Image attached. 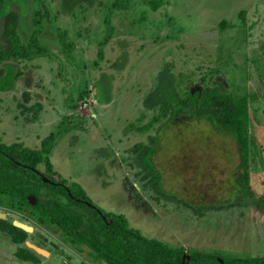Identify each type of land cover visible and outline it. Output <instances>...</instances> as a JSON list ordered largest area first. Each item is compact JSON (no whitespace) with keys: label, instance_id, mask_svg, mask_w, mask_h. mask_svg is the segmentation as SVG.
I'll return each mask as SVG.
<instances>
[{"label":"rangeland","instance_id":"1","mask_svg":"<svg viewBox=\"0 0 264 264\" xmlns=\"http://www.w3.org/2000/svg\"><path fill=\"white\" fill-rule=\"evenodd\" d=\"M38 1L6 0L0 10V49L13 12L27 48L0 68L1 143L47 149L66 185L185 256L264 257V0H45L54 22L40 25ZM220 85L248 99V171L236 136L196 115L202 91ZM165 103L169 116L154 123ZM35 204L0 195L6 221L32 228L26 247L52 253L47 264H64L62 253L69 264H107L39 223ZM18 247L0 233V264Z\"/></svg>","mask_w":264,"mask_h":264},{"label":"trees","instance_id":"2","mask_svg":"<svg viewBox=\"0 0 264 264\" xmlns=\"http://www.w3.org/2000/svg\"><path fill=\"white\" fill-rule=\"evenodd\" d=\"M6 0H0V10ZM37 24L45 21L54 22L52 13L45 0L37 2ZM3 42L0 49V68L5 62H18L25 57L27 48L19 41L18 16L11 13L6 18ZM21 73H19L20 75ZM18 77V75H17ZM189 91V90H188ZM29 94H26L28 100ZM192 100L191 92L179 96V103L188 106ZM34 108L40 110L41 105ZM171 112L168 103L160 109L161 116L153 122H160ZM196 115L211 116L219 126L232 132L240 145L241 167H249V104L246 97H236L220 87L205 88L197 101ZM152 124L147 129H151ZM45 139L43 147L46 145ZM143 145L138 144L133 152L138 154ZM47 149H31L21 143L7 145L0 142V195L17 203H28L36 199L33 206L39 223H50L60 229L73 242L86 246L93 256L107 264H264V257L255 258H220L216 254L192 252L185 260L182 248H173L157 240L142 236L129 227L120 215L105 213L89 201L83 190L69 187L53 169L50 160L44 156ZM43 163L46 171L40 168ZM47 178L50 183H46ZM237 183L247 188L248 178L243 175ZM65 197L76 208L90 213L92 221L86 223V216L65 204ZM92 205V206H91ZM10 235L19 244L27 239V232L6 220H0V233ZM25 251L20 249L19 253Z\"/></svg>","mask_w":264,"mask_h":264},{"label":"flooded vegetation","instance_id":"3","mask_svg":"<svg viewBox=\"0 0 264 264\" xmlns=\"http://www.w3.org/2000/svg\"><path fill=\"white\" fill-rule=\"evenodd\" d=\"M11 241L13 242L14 245H18V251L14 252L12 258H11V264L12 263H15V264H41L40 260L42 258H39L38 254L35 253L34 251L30 250L28 247H26V244L28 242L27 239H25V241L23 243H15L12 238H11ZM24 249L25 251L19 253V250L20 249ZM63 255V260H64V264H66V261L67 263H72L74 261V259H71L72 257L70 258H67L68 256L64 255V253H62ZM41 256V255H40ZM54 256V255H53ZM53 256H52V253L49 254V256L47 257L44 256V264H47L49 261H51L53 259ZM59 256H61L59 254ZM43 257V256H42ZM69 259V260H68ZM77 260V258H76ZM188 260V259H187Z\"/></svg>","mask_w":264,"mask_h":264},{"label":"water","instance_id":"4","mask_svg":"<svg viewBox=\"0 0 264 264\" xmlns=\"http://www.w3.org/2000/svg\"><path fill=\"white\" fill-rule=\"evenodd\" d=\"M44 181H45L46 183H50V181H49L47 178H44ZM91 206H92V205H91ZM0 220H7V215H6L5 213L0 212ZM14 226H16V227H18V228H20V229H22V230H24V231H32V228H31V227H28V226H26V225H24V224H21V223H19V222H15V223H14ZM32 249H33V251H34L35 253H37L38 255H41V256H46V255H47L46 252H44V251H42V250H40V249H36L35 247H33ZM189 258H190L189 255L185 256V260H186V259H189Z\"/></svg>","mask_w":264,"mask_h":264},{"label":"crops","instance_id":"5","mask_svg":"<svg viewBox=\"0 0 264 264\" xmlns=\"http://www.w3.org/2000/svg\"><path fill=\"white\" fill-rule=\"evenodd\" d=\"M44 141H45V139L43 140V142H42V146H43V144H44ZM1 142V141H0ZM3 143V142H2ZM21 144H23V143H21ZM25 146V145H24ZM42 149V148H41ZM53 149V148H52ZM53 165V164H52ZM54 167V166H53ZM131 184V183H130ZM135 185L134 184H131V190L129 189V191L131 192V191H134V192H131V195L133 196L132 198H134V197H137L138 196V192H137V190H135L133 187H134ZM141 197H142V195H140ZM142 200H145V202H146V199H144V198H141V202L140 203H142V204H144L143 202H142ZM163 243V242H162ZM169 243V242H168ZM164 244H166V243H164ZM166 245H168V246H170L171 245V243H169V244H166ZM170 247H173V248H178L177 246H175V245H173V246H170ZM179 248H184V247H179Z\"/></svg>","mask_w":264,"mask_h":264}]
</instances>
